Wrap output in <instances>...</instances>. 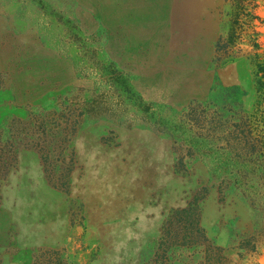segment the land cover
<instances>
[{
  "label": "rangeland",
  "instance_id": "1",
  "mask_svg": "<svg viewBox=\"0 0 264 264\" xmlns=\"http://www.w3.org/2000/svg\"><path fill=\"white\" fill-rule=\"evenodd\" d=\"M260 62L264 0H0V264H264Z\"/></svg>",
  "mask_w": 264,
  "mask_h": 264
},
{
  "label": "trees",
  "instance_id": "2",
  "mask_svg": "<svg viewBox=\"0 0 264 264\" xmlns=\"http://www.w3.org/2000/svg\"><path fill=\"white\" fill-rule=\"evenodd\" d=\"M256 76H257V84H258V88H259L258 105L261 108L260 114L262 115V120H261V123H259V127H258V133L259 134L257 136V139L254 140V143H256V146L253 148H255V150H257V160L259 162V167H261L262 172H264V62H260L257 65ZM245 140H246L245 141V144H246L245 148L246 149H244V150H245L246 154H249V153H247L248 152L247 150H248L249 145H250L249 138L246 137ZM221 192H222V190H221Z\"/></svg>",
  "mask_w": 264,
  "mask_h": 264
}]
</instances>
